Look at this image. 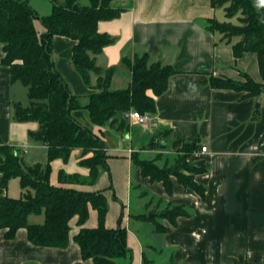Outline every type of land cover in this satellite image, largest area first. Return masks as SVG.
Listing matches in <instances>:
<instances>
[{
  "label": "crops",
  "instance_id": "obj_1",
  "mask_svg": "<svg viewBox=\"0 0 264 264\" xmlns=\"http://www.w3.org/2000/svg\"><path fill=\"white\" fill-rule=\"evenodd\" d=\"M29 2L41 16L52 12L51 0ZM116 5L125 8L119 17L98 24L100 33L114 39L97 56L99 67L115 70L111 90L130 87L127 62L145 54L150 64L171 65L176 74L170 77L167 91L155 97L156 112L148 124L139 125L128 116L123 131L111 125L93 126L107 144L112 141L107 150L110 175L101 174L92 186L65 187L105 193L109 204L106 227L115 229L122 221L132 251L131 258L117 264H144L145 258L151 264H264V93L248 97L211 85V77L242 82L245 74L262 83L257 54L247 52L237 58L233 46L238 40L229 42L208 28L209 21L228 22L225 9L213 7L212 0H118ZM36 28L43 33L40 22ZM75 44L67 37L54 38L55 65L72 93L87 103L89 95L97 92L99 77L92 74L91 86L85 84L72 61ZM4 57L0 44V146L12 147L20 157L47 151L30 138V132L38 129L37 122L14 119L22 88L20 82L12 81ZM149 94L153 96L152 91ZM190 141L200 144L188 161L199 170L195 182L206 189L205 197L175 177L169 194L162 182L145 177L133 162L137 154L141 160L155 158L160 167L171 166ZM81 154V150L74 151L68 163L52 162L53 186L60 185L61 170L84 177L90 174L80 164ZM22 193L19 178L4 186L0 173V198H19ZM173 206H183L189 213L175 225L158 217ZM141 215L150 220L140 219ZM44 221V214L29 217L30 224ZM78 221L77 216L70 221L71 241L63 249L32 244L24 228L14 239H6V231H0V264H96L83 258L75 241L81 229ZM98 224V212L90 207L85 227L95 229Z\"/></svg>",
  "mask_w": 264,
  "mask_h": 264
},
{
  "label": "trees",
  "instance_id": "obj_2",
  "mask_svg": "<svg viewBox=\"0 0 264 264\" xmlns=\"http://www.w3.org/2000/svg\"><path fill=\"white\" fill-rule=\"evenodd\" d=\"M118 0H90L82 5L81 0H51L52 12L41 16L33 9L29 0H0V44L5 57L3 64L10 67L13 82L22 83L28 90L30 104L24 108L17 104L14 119L19 122H37V131L30 138L45 146L48 152L46 165L27 167L20 155L10 146H0V173L3 185L19 178L23 193L19 198H0V231L6 239H14L17 232L27 230L29 241L40 247L67 248L70 244V221L78 217L79 244L84 259L96 264H117L131 258L127 246V230L122 221L115 229L106 227L109 210L103 191L87 192L67 185H95L104 170L110 172L107 160V142L94 132L93 126L103 127L110 123L116 131L128 126V116L133 111L141 114L156 112L155 97L164 94L169 79L176 74L171 65L149 63L148 55L137 57L127 65L131 70L132 83L124 90H111L114 69H103L97 65V56L112 44L114 39L98 31L101 21L112 20L125 10L116 5ZM213 7L224 8L229 19L238 17L239 24L208 22L211 31L223 34L234 44L237 58L244 53L257 54L262 74V83L248 75L245 81H234L211 77V85L218 89L244 92L248 97L264 93V0H212ZM36 22L44 28L39 34ZM56 36L75 41L72 61L87 86H91V75L96 74L97 92L89 95L87 103L72 93L69 85L57 70L53 54ZM153 92V96L149 94ZM200 149L199 141L187 142L174 158L171 166H158L154 161L141 160L133 154V162L145 177L162 182L169 194L173 191L172 177L178 182L205 197L206 189L195 182L199 172L189 161L191 154ZM81 150V166L90 170L84 177L78 173L59 172V186L50 181L52 162L61 159L68 163L74 151ZM92 154L93 158H86ZM86 158V159H85ZM187 172V173H185ZM112 188V187H111ZM90 207L98 212V227H85ZM45 215L43 224H30L31 215ZM189 213L183 206H173L158 217L166 218L173 225L181 216ZM150 220L147 215L139 216ZM167 231L166 228L161 229ZM81 264V263H78ZM144 264H151L145 258Z\"/></svg>",
  "mask_w": 264,
  "mask_h": 264
},
{
  "label": "rangeland",
  "instance_id": "obj_3",
  "mask_svg": "<svg viewBox=\"0 0 264 264\" xmlns=\"http://www.w3.org/2000/svg\"><path fill=\"white\" fill-rule=\"evenodd\" d=\"M87 0H82L81 1V4L84 5L86 3ZM228 22H231L233 25H238L239 24V20H238V17H234L232 19H227ZM18 85H20V87L22 88V94L20 95V102H21V105L24 107V108H27L30 104V100H29V96H28V90L27 88L22 84V83H19ZM106 125H110V123H107ZM109 145H112V141H108ZM28 152H30L28 150ZM23 156H21V159L23 160L24 162V165L27 166V167H33L35 165H46L48 163V152L45 150V151H36V152H30V154H22ZM87 159L88 158H93V155L90 154L88 157H86ZM85 158V159H86ZM152 160V159H151ZM155 160V158L153 159V161ZM103 173H106L104 170L102 171V174ZM109 175H110V172H107ZM113 181H111V184L110 186L112 187L111 189L113 190ZM150 214V213H149ZM148 214V215H149Z\"/></svg>",
  "mask_w": 264,
  "mask_h": 264
},
{
  "label": "built area",
  "instance_id": "obj_4",
  "mask_svg": "<svg viewBox=\"0 0 264 264\" xmlns=\"http://www.w3.org/2000/svg\"><path fill=\"white\" fill-rule=\"evenodd\" d=\"M127 0H123L126 3ZM129 118L135 120L139 125H146L153 120V114H141L138 111H133L129 114ZM207 147H202V152H207Z\"/></svg>",
  "mask_w": 264,
  "mask_h": 264
},
{
  "label": "water",
  "instance_id": "obj_5",
  "mask_svg": "<svg viewBox=\"0 0 264 264\" xmlns=\"http://www.w3.org/2000/svg\"><path fill=\"white\" fill-rule=\"evenodd\" d=\"M0 159H1V158H0ZM156 216H157V215H156L155 213H150V214H149V217L152 218V219H155Z\"/></svg>",
  "mask_w": 264,
  "mask_h": 264
}]
</instances>
